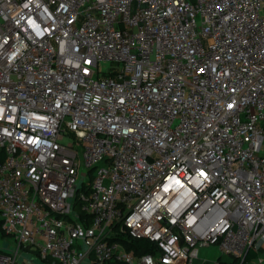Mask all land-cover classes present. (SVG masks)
Segmentation results:
<instances>
[{"label": "built area", "instance_id": "1", "mask_svg": "<svg viewBox=\"0 0 264 264\" xmlns=\"http://www.w3.org/2000/svg\"><path fill=\"white\" fill-rule=\"evenodd\" d=\"M0 229V264L257 254L264 0H0Z\"/></svg>", "mask_w": 264, "mask_h": 264}, {"label": "trees", "instance_id": "2", "mask_svg": "<svg viewBox=\"0 0 264 264\" xmlns=\"http://www.w3.org/2000/svg\"><path fill=\"white\" fill-rule=\"evenodd\" d=\"M0 236L2 238H5L3 232L0 229ZM118 241L125 247L127 251H133L135 255H140L147 253L151 250L152 245L143 239H133V238H127V237H120ZM257 258L256 253L253 252H246L244 258H243V264H247L251 262L252 260H255ZM218 264H235V261L231 259L230 257H226V259L221 260V257L217 260ZM198 264H212L210 262H201ZM262 264V263H258Z\"/></svg>", "mask_w": 264, "mask_h": 264}, {"label": "rangeland", "instance_id": "3", "mask_svg": "<svg viewBox=\"0 0 264 264\" xmlns=\"http://www.w3.org/2000/svg\"><path fill=\"white\" fill-rule=\"evenodd\" d=\"M98 68L100 70L106 71L109 67L106 62L99 63ZM13 245L10 238H2L0 236V248L4 247L8 249ZM219 255L217 247L215 245H210L208 248H200L198 253V259L194 260V264L201 263V260H207V262H213ZM226 259V257H221V260Z\"/></svg>", "mask_w": 264, "mask_h": 264}, {"label": "crops", "instance_id": "4", "mask_svg": "<svg viewBox=\"0 0 264 264\" xmlns=\"http://www.w3.org/2000/svg\"><path fill=\"white\" fill-rule=\"evenodd\" d=\"M256 255H257V258L255 260H252L251 262H249L247 264H253L258 259L262 261L261 262L262 264H264V241L259 242V244H258V251H257V254Z\"/></svg>", "mask_w": 264, "mask_h": 264}]
</instances>
